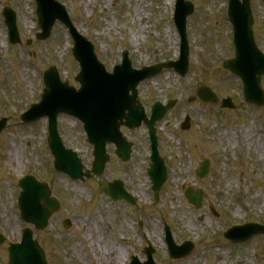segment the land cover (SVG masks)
Segmentation results:
<instances>
[{
  "label": "rangeland",
  "instance_id": "374dc122",
  "mask_svg": "<svg viewBox=\"0 0 264 264\" xmlns=\"http://www.w3.org/2000/svg\"><path fill=\"white\" fill-rule=\"evenodd\" d=\"M57 1L65 6L78 31L93 43L108 72L121 62L124 50L133 69L178 58L179 37L172 21L175 0ZM186 1L194 10L186 19L189 54L185 76L163 68L137 86L138 100L147 116L155 101L165 104L175 100L173 108L155 124L167 177L154 203L146 174L150 150L144 126L122 129L133 143L130 160L122 163L108 146L110 158L99 177L75 181L53 169L46 118L25 124L20 115L28 103L39 100L44 88L42 73L49 66L57 69L61 81L79 87L74 81L79 67L71 56V39L66 28L56 22L46 40H36L39 29L34 0H0V118H6L0 133V234L5 237L0 245V264H6L8 243L20 241L22 229L33 230L20 220L16 201L18 179L27 173L46 182L60 203L46 229L33 230L48 264H99L103 253L99 244L89 247L91 236H108L113 242L115 249L110 255L106 253L103 264H128L131 255L144 261L146 242L154 248L157 264H264V235L238 244L222 236L231 224H264V105L246 104L241 82L221 65L233 57L225 0ZM5 7L15 12L20 44L8 43L1 14ZM250 7L255 42L264 52V4L250 0ZM201 84L217 95L216 103L197 97L190 101ZM261 87L264 89V77ZM224 97L231 99L234 109L220 108ZM185 116L190 118L189 128L182 131ZM57 128L64 146L76 152L84 170H89L92 146L82 124L61 114ZM17 147L23 150L20 174L14 172L16 159L8 157V151ZM203 158L210 161V170L201 180L195 177L194 169ZM113 179L124 182L136 198V206L111 201L102 193V187ZM188 187L202 191L199 209L184 197ZM64 219L71 221L70 228L62 227ZM164 224L176 244H194L188 256L168 258Z\"/></svg>",
  "mask_w": 264,
  "mask_h": 264
},
{
  "label": "water",
  "instance_id": "95a60500",
  "mask_svg": "<svg viewBox=\"0 0 264 264\" xmlns=\"http://www.w3.org/2000/svg\"><path fill=\"white\" fill-rule=\"evenodd\" d=\"M37 1L40 12L39 20L43 29L42 34H40L41 39H45L49 35L56 18L70 28L62 8H59L50 0ZM231 1H233V9L229 15L235 30L237 58L226 62L224 66L242 79L246 101L260 106L264 102V93L260 88V76L264 75V56L256 50L253 43L250 28L252 19L247 3L240 5L237 0ZM190 11V6L181 0L177 26L182 27L179 29L182 36L184 20L190 14ZM5 19L9 27L11 41L15 43L18 38L14 28L13 13L6 11ZM70 30L75 39L73 54L81 65V73L75 78L80 82L81 89L75 92L73 89L68 88L66 83L60 84L56 72L54 69H50L45 73L48 90L45 92L41 103L24 115L23 120L32 121L42 115H48L51 132L48 142L55 156L54 164L56 169L67 173L73 179H83V177L89 178L91 174L100 175L103 171L104 165L108 160L104 153V146L107 142H112L117 146V155L122 160H128L130 144H126L118 131L121 125L134 128L138 127L140 122L143 121L149 129L154 151L156 147L153 129L154 122L161 119L173 103L163 108L156 104L152 108L151 119L147 120L144 116L143 108L136 100L134 88L142 79L157 73L158 68H145L142 71L135 72L131 70L130 64L126 59L123 65L119 67L116 75H97L96 81L90 82V79L96 76L92 75L91 72V70L95 69L91 47L78 37L71 28ZM185 56L183 59L180 58L175 64H172L181 74L186 71ZM128 91H132L130 96L127 93ZM197 94L203 101L213 102L216 99L206 87H199ZM222 107L232 108V104L226 99L222 101ZM126 111L127 113H125ZM58 112L71 113L84 122L89 137L88 140L94 144L95 159L91 171L82 172L83 167L76 155L70 151L65 152L62 149L55 128V117ZM3 126L4 123L0 124V130ZM183 128H188V121H186ZM151 160L149 175L155 182L154 191L156 193L166 178V172L156 152H153ZM207 172L208 161H203L196 170V175L202 178ZM21 185L23 192L19 199V204L22 217L27 222H32L36 229H43L47 225L50 215L57 210L58 204L55 199L49 198L50 190L46 185L33 184L29 180L23 181ZM104 193L112 199H125L127 202L134 203V200L124 191L122 183L119 181L107 184L104 188ZM185 196L195 207L200 206V191L187 189ZM63 226L69 227L70 222L64 221ZM252 228V232L246 231L245 234L240 235L232 231L227 236L233 241H242L247 240L252 234L264 232V229L258 228L256 225ZM169 243V250L174 258L185 256L191 250L190 244L175 247L171 241ZM9 251V264H46L42 250L35 241H31V232L28 230L22 243L12 246ZM144 253L148 258L144 264H154L151 260L153 250L148 247L144 250ZM132 264L140 263L134 258Z\"/></svg>",
  "mask_w": 264,
  "mask_h": 264
},
{
  "label": "bare ground",
  "instance_id": "6f19581e",
  "mask_svg": "<svg viewBox=\"0 0 264 264\" xmlns=\"http://www.w3.org/2000/svg\"><path fill=\"white\" fill-rule=\"evenodd\" d=\"M24 20L27 21L26 17L23 16ZM27 26V23L25 24ZM22 152L21 147L14 148L13 150L8 151V157L10 161L12 159H16V169H14L15 174H20V167H22ZM172 200V198H171ZM89 247L92 249L95 244H99L101 246V252L103 253V258L98 261L103 264V260L106 257V253L110 255L111 252L115 249L113 246L112 240L107 236H91V239L88 241ZM105 253V254H104ZM120 253H117L116 260H119ZM126 256V255H125ZM99 263V264H100Z\"/></svg>",
  "mask_w": 264,
  "mask_h": 264
}]
</instances>
